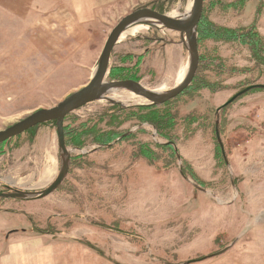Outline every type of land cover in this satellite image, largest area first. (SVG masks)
I'll use <instances>...</instances> for the list:
<instances>
[{
  "label": "rangeland",
  "instance_id": "374dc122",
  "mask_svg": "<svg viewBox=\"0 0 264 264\" xmlns=\"http://www.w3.org/2000/svg\"><path fill=\"white\" fill-rule=\"evenodd\" d=\"M190 1L0 0V131L85 86L122 18L141 8L185 17ZM203 7L216 26L255 24L264 46V0ZM197 50L194 82L156 107L171 129L146 122L149 103L125 90L66 117V129L86 130L84 147L66 146L68 173L47 197L0 198V264H264V62L238 42L204 38ZM187 65L178 33L136 24L105 82L166 92ZM90 130L118 138L95 145ZM61 163L54 123L22 133L0 145V193L40 192Z\"/></svg>",
  "mask_w": 264,
  "mask_h": 264
},
{
  "label": "water",
  "instance_id": "95a60500",
  "mask_svg": "<svg viewBox=\"0 0 264 264\" xmlns=\"http://www.w3.org/2000/svg\"><path fill=\"white\" fill-rule=\"evenodd\" d=\"M203 2L204 0H192L191 9L186 19L178 16L170 17L168 14H161L148 8L138 9L125 16L117 23L108 35L98 58L97 66L92 78L85 86L67 96L56 106L49 109L36 110L19 122L0 131L1 145L37 125L55 122L57 144L62 156L61 168L58 175L46 189L36 193L13 190L8 193H0V198L20 200H27L30 198L42 199L53 193L59 187L68 173L69 154L65 146L63 133V121L67 115L79 110L87 104L96 102L106 94L117 90L129 91L134 95L143 98L149 103V105L153 106L167 103L180 95L191 84L198 67L199 58L196 28L202 15ZM136 24H147L178 33L181 42L188 52V65L182 81L172 89L161 94L148 90L140 83L132 80L105 82L110 53L114 45L127 28ZM257 87L264 88V86ZM248 89L249 88L241 93L248 91ZM241 93L236 94L228 101V103L233 101Z\"/></svg>",
  "mask_w": 264,
  "mask_h": 264
},
{
  "label": "trees",
  "instance_id": "16d2710c",
  "mask_svg": "<svg viewBox=\"0 0 264 264\" xmlns=\"http://www.w3.org/2000/svg\"><path fill=\"white\" fill-rule=\"evenodd\" d=\"M196 35H197V44L204 38L211 39L214 41L238 42L248 49L250 57L253 62L259 64L264 62V46L262 39L257 33L255 24L248 26L246 29H239V30L227 29L225 27L216 26L210 23L202 15L196 28ZM193 82L194 80L192 81V83ZM168 103L169 102L164 103L163 106L168 105ZM148 107L152 111H150ZM148 107L147 109L149 110V114L145 118L146 122H149L150 124H154L159 129H163L165 128V126H167L169 129L173 127L174 120L173 117H171V115L168 112H164V111L159 112L158 109H156L157 106L149 105ZM117 108L118 107H113L114 110L121 111V109L118 110ZM66 117L64 118V121ZM110 118L112 119L113 117ZM64 121H63V133H64L65 146H75L78 148L84 147V140H82V135L85 134L86 130H81L79 132L75 131L76 132L75 133L69 129H66V127L64 126ZM50 123H54L55 125V122H50ZM37 126L29 129L24 133L32 132V130L35 129ZM90 135H91L90 137L94 139L93 144L104 147L108 146L110 143L115 141L116 138H118V135H116L113 132H101V131L96 132L95 130H90ZM167 141L168 143H170L169 139ZM171 150L173 154L176 153L177 155V150L174 146L173 148L171 147ZM140 155L148 161H151V159H153L152 157H155V155L149 149H144V148H141ZM180 170H181L180 174L182 177L189 178L194 182L196 181L193 174H189L187 176L184 170L182 169Z\"/></svg>",
  "mask_w": 264,
  "mask_h": 264
},
{
  "label": "bare ground",
  "instance_id": "6f19581e",
  "mask_svg": "<svg viewBox=\"0 0 264 264\" xmlns=\"http://www.w3.org/2000/svg\"><path fill=\"white\" fill-rule=\"evenodd\" d=\"M191 5H192V0L190 1V9H191ZM189 12H190V11H188V9H187L186 16L183 17L184 19H186V18L188 17ZM169 16L172 17L171 15H169ZM182 16H183V15H182ZM127 29H128V28H127ZM138 30H139V29H138ZM125 31H126V30H125ZM125 31H124V32H125ZM124 32H123V33H124ZM133 32H134V30L127 31L128 34H132ZM123 33H122V34H123ZM127 33H126V34H127ZM122 34H121V35H122ZM185 70H186V69H185ZM185 73H186V71H185ZM183 75L185 76V74H183ZM184 76H183V77H184ZM182 79H183V78H182ZM182 79H181L180 77L178 78V80H179V81H178V84L182 81ZM178 84H177V85H178ZM159 91H161V89H159V90H157V91L155 90L154 92H156V93H158V94L163 93V92H159Z\"/></svg>",
  "mask_w": 264,
  "mask_h": 264
}]
</instances>
